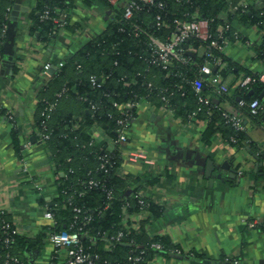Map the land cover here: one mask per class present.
I'll return each instance as SVG.
<instances>
[{"label": "trees", "instance_id": "1", "mask_svg": "<svg viewBox=\"0 0 264 264\" xmlns=\"http://www.w3.org/2000/svg\"><path fill=\"white\" fill-rule=\"evenodd\" d=\"M33 1L34 6L27 14L30 21L28 31L31 36L38 34L37 41L46 45L55 39L62 27H68L66 19L63 22L59 19L65 10L72 7V0ZM239 2L153 0L149 4L142 0H129L128 4L136 6L130 19L123 17L124 8L113 11L115 18L106 31L88 40L61 70L52 74L47 90L59 84L58 92L63 90L62 95L56 98L53 94L40 99L34 123L38 131L47 136L45 143L57 177V198L48 209L53 216L50 231L77 233L85 252L99 257L94 264H147L153 256H169L175 250L168 238L151 237L146 233L148 219L141 220L137 230L120 225L123 210L127 215L141 211L137 197L133 199L126 194L131 190L137 195L141 184L137 178L132 180L129 175L121 173L123 160L120 146L115 143V129L123 115L114 104L150 101L170 110L181 123L205 122L206 127L201 133L203 142L208 143L217 134L235 150L246 147L264 180V153L247 139L245 128L236 130L224 119L222 113L225 109L221 107L224 102L232 105L245 127L246 119L255 121L264 114V108H260L256 115H252L248 107L252 101L261 103L264 100V82L258 81V73L239 67L223 51L211 46L212 42L218 46L228 42H247L234 30L235 22L245 28L255 27L260 42L253 51L257 61L264 65V0H259L258 6L247 4L245 9L239 6ZM99 4L108 5L106 0H85L89 8ZM16 5L17 0H0V65L5 59L10 13ZM198 20L207 21L209 37L205 41L187 40L188 48L202 49L194 61L187 56L190 59L188 65L173 63L166 69L150 64L149 36L167 40L176 31V23ZM207 54L211 57L207 58ZM206 60L211 64L212 73L223 79L228 76L236 79L242 75L241 78L249 76L252 82L246 89L236 88L230 94L218 95L217 101L199 103L192 82L201 80L203 96L210 92L208 80L198 74L199 66ZM218 60L224 64L222 69L213 66ZM91 76L97 80L95 85L89 81ZM239 102L244 106H239ZM60 103L70 104L67 114L57 113ZM51 104L54 107L48 113L47 107ZM130 112L136 117V109ZM95 131L103 135L102 140L94 136ZM16 134L17 131L11 129L13 149L19 153ZM101 157L107 160L104 169H100ZM144 176L149 183L156 181ZM90 181L96 185H90ZM132 183H136L134 188ZM262 188L264 191V185ZM73 208L80 209L81 213L75 214ZM142 210L151 212L153 218L162 214V209L151 202H147ZM259 229L264 232V225ZM120 231L124 233L121 242L110 240ZM42 240L41 236L28 241L19 237L9 216L0 211V264H28L25 252L39 249ZM152 244H159L161 248L155 250L150 247ZM139 248L143 252L142 262L129 260L137 255Z\"/></svg>", "mask_w": 264, "mask_h": 264}, {"label": "crops", "instance_id": "2", "mask_svg": "<svg viewBox=\"0 0 264 264\" xmlns=\"http://www.w3.org/2000/svg\"><path fill=\"white\" fill-rule=\"evenodd\" d=\"M106 1L107 6L89 8L85 0H72V7L59 19H66L68 27H62L46 45L37 41L38 34L31 36L28 31L27 14L34 6L33 0H17L26 11L20 12L15 22L9 19L6 29V53L0 65V211L9 216L15 233L25 241L43 238L39 249L25 252L28 264H64L65 260L64 251L56 252L48 242L53 223L44 214L57 198V177L44 135L34 125L37 103L53 94L56 98L62 95L59 84L47 90L52 74L61 70L88 40L106 31L115 18L113 11L125 8L129 2ZM247 2L260 5L259 0ZM233 28L247 42L226 43L225 56L239 67L264 72V65L254 53V46L260 42L257 28H245L236 22ZM188 49L195 55L202 51ZM46 64L56 68L48 76L43 69ZM219 67L222 69L224 64ZM241 77L222 78L228 94L237 88ZM210 87L205 97L217 101L218 95ZM69 107L60 103L57 113L67 114ZM221 107L234 109L228 102L221 103ZM244 125L247 139L264 153V114L255 121L246 119ZM205 127V122L197 120L181 123L170 110L153 102L139 103L122 151L141 153L148 162L130 164L123 158L121 173L132 180L137 178L141 184L138 192L145 203L159 206L162 214L153 218L148 210L130 215L123 210L120 225L137 230L139 222L148 219L146 233L168 238L180 251L179 255H155L147 264H264V232L259 229L264 225V180L246 147L235 150L217 134L205 143L201 139ZM13 128L19 153L13 149ZM95 132L94 136L102 140L103 135ZM49 158L47 164L36 166ZM225 162L237 172L234 179H227L228 172L220 171ZM218 173L221 180L216 178ZM144 175L156 181L149 183ZM208 177L213 180L211 185ZM135 186L132 183V188ZM127 196L135 199L136 194L129 190Z\"/></svg>", "mask_w": 264, "mask_h": 264}, {"label": "built area", "instance_id": "3", "mask_svg": "<svg viewBox=\"0 0 264 264\" xmlns=\"http://www.w3.org/2000/svg\"><path fill=\"white\" fill-rule=\"evenodd\" d=\"M142 1L149 4L153 2V0H142ZM247 1L248 0H240L239 6L245 9L248 4ZM133 8H136L134 3H129L127 6H125L124 16H123L125 19L131 18ZM46 16H47V12H45L44 14V17ZM176 28H177L176 31L167 40H162L155 36H149L151 65L155 67H160L161 69H166L170 67V65H172L173 63L188 65L190 63V59L185 55V50L183 48L184 44L190 38H195L201 41H205L209 37L208 23L207 21L204 20H198L193 23H176ZM219 31L221 30L219 29ZM211 46L218 49L219 51H223L225 45L218 46L216 43L212 42ZM206 57L210 58L211 56L207 54ZM220 65L221 63L219 60L214 62L213 64V66H220ZM62 66H63L62 64H59L60 68ZM43 69L45 74L48 76L49 70L51 69L50 65L46 64L43 67ZM198 74L200 76L205 75L208 77L210 85L213 87V89H215V93L217 95L228 93V87L226 86L225 82L222 80L220 75L212 73L211 64L207 60L204 62V64L199 66ZM89 81L92 85H95L97 82L94 76H91L89 78ZM258 81L264 82V72L258 74ZM251 82H252L251 78L249 76H246L244 78H240L237 81L236 86L237 88L240 89H246ZM192 88L199 97L198 98L199 103L208 104L212 102L211 100H209L208 98H206L201 94L200 79H196L192 82ZM140 102L129 101L126 103L114 104V107H116L123 115V119H119L117 121V128L115 129V135H116L115 143L118 146H120L122 160L124 158V161L130 164H135L139 160H143L145 161V163L148 162L145 156H143L141 153H138L136 151H129V152L122 151V146L125 145L127 142L128 135L131 130V125L135 118V116H132V114H130L131 113L130 111L131 109H136L137 111ZM239 106H244V103L239 102ZM248 107L250 113L252 115H256L258 113V109L264 108V100L261 103L257 100L252 101L248 105ZM52 109H53V105H48L47 112L50 113ZM91 109H94V106H92ZM222 116L224 117V119L227 120V122L230 123V125L234 129L239 131L244 130L245 127L242 124V118L234 109L224 110ZM193 117L194 114H192L191 119H193ZM43 137L45 140L47 139L46 135H44ZM99 159L101 160L100 169H104L107 160L104 157H101ZM89 184L93 186L96 185V182L90 181ZM107 195L108 197H110L111 195L110 192H108ZM136 197L138 199L137 201L140 206V210L143 211L142 209L146 206V203L143 199L141 192H137ZM125 207H128V204H125ZM73 211L77 215L81 213V210L77 208H73ZM44 218L52 221L53 223V216L50 212L45 213ZM4 227L5 229H7L8 225L5 224ZM123 237H124V233L120 231L115 236L111 237L110 240H113L115 242H121ZM48 242L56 252L64 251L65 254L64 264H94L99 259L97 255H91L90 253L85 252V250L81 247L80 237L75 232L50 233L48 235ZM150 247L155 250H159L161 248L159 244H152ZM138 250L139 252L137 253V255L134 256L133 258H130L129 260L139 263L142 262L143 252L140 250V248ZM170 253L179 255L180 251L175 249L172 250Z\"/></svg>", "mask_w": 264, "mask_h": 264}, {"label": "water", "instance_id": "4", "mask_svg": "<svg viewBox=\"0 0 264 264\" xmlns=\"http://www.w3.org/2000/svg\"><path fill=\"white\" fill-rule=\"evenodd\" d=\"M25 8H22V7H19V6H14L13 10L11 11L10 13V21L12 22H15L17 20V17L19 15L20 12H25ZM184 50H185V55L188 56L189 58H191L193 61L195 60V53L190 51L188 49V44L185 43L184 46H183ZM56 70L55 67H52L50 70H49V73H53L54 71ZM213 71H215V69H213ZM204 79H208L207 76H202ZM251 94V93H250ZM260 97H262V94L260 95ZM50 158L48 160H45L43 163H40L39 165H36V166H41V165H45L49 162ZM256 168V167H255ZM221 170H224V171H227L228 172V175H227V179H234L237 175V172L235 170H232L229 168V165L225 162L223 163L221 166H220V171ZM216 178L217 179H220L221 180V174L218 173L216 175ZM208 181H209V185L212 184L213 180L211 178L208 177ZM223 181V180H222ZM127 194V193H126ZM174 258H180V257H176V256H173ZM208 264V263H207Z\"/></svg>", "mask_w": 264, "mask_h": 264}]
</instances>
